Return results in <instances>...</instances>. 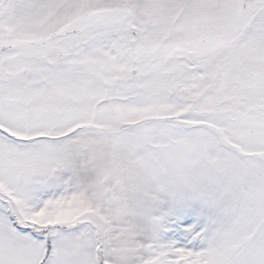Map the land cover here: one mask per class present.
<instances>
[{"label": "snow or ice", "instance_id": "snow-or-ice-1", "mask_svg": "<svg viewBox=\"0 0 264 264\" xmlns=\"http://www.w3.org/2000/svg\"><path fill=\"white\" fill-rule=\"evenodd\" d=\"M0 264H264V0H0Z\"/></svg>", "mask_w": 264, "mask_h": 264}]
</instances>
